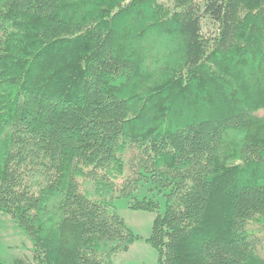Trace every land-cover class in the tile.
Instances as JSON below:
<instances>
[{
    "label": "trees",
    "instance_id": "trees-1",
    "mask_svg": "<svg viewBox=\"0 0 264 264\" xmlns=\"http://www.w3.org/2000/svg\"><path fill=\"white\" fill-rule=\"evenodd\" d=\"M263 113L264 0H0V216L38 264H114L119 199L158 264H264Z\"/></svg>",
    "mask_w": 264,
    "mask_h": 264
},
{
    "label": "rangeland",
    "instance_id": "rangeland-1",
    "mask_svg": "<svg viewBox=\"0 0 264 264\" xmlns=\"http://www.w3.org/2000/svg\"><path fill=\"white\" fill-rule=\"evenodd\" d=\"M153 23L154 21L151 19L147 25ZM229 58L228 54L217 57L212 69L218 71L217 73L229 75L232 72L231 59ZM243 68L244 71L241 69L233 71L235 80L242 85L249 78L245 72L246 67ZM149 78L147 86L150 88L155 85V82L151 77ZM157 192L152 191L150 185H143L135 194L134 199L149 200L154 198L161 207L160 212L164 213L165 198ZM128 203V200L119 199L116 206L120 217L138 239L127 251L119 252L114 256V264H158L157 252L146 242L151 236L157 213L132 210ZM0 258L6 264H38L31 239L7 215L0 216Z\"/></svg>",
    "mask_w": 264,
    "mask_h": 264
}]
</instances>
